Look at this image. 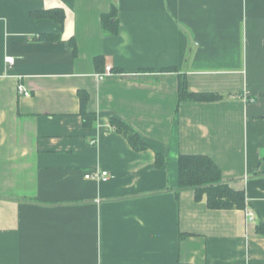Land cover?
Here are the masks:
<instances>
[{"label": "crops", "instance_id": "0c3cea01", "mask_svg": "<svg viewBox=\"0 0 264 264\" xmlns=\"http://www.w3.org/2000/svg\"><path fill=\"white\" fill-rule=\"evenodd\" d=\"M182 80L219 98L178 103ZM181 155L254 223L177 191ZM259 222L264 0H0V264H264Z\"/></svg>", "mask_w": 264, "mask_h": 264}, {"label": "trees", "instance_id": "16d2710c", "mask_svg": "<svg viewBox=\"0 0 264 264\" xmlns=\"http://www.w3.org/2000/svg\"><path fill=\"white\" fill-rule=\"evenodd\" d=\"M42 18L50 19L63 25L64 13L61 9L54 8L39 14ZM106 24V23H105ZM219 96L212 94H192L186 89L185 81L179 83V102H207L217 100ZM85 125H88L90 115L82 111ZM112 125L122 132L130 145L136 149H145L147 145L141 140L140 135L129 128L120 120L112 119ZM164 157L157 155V166L162 165ZM190 190L194 192L195 200H204L210 210L244 209L245 197L243 192L235 191L221 178L220 171L215 163L207 156L181 155L178 158V188L177 191ZM256 234L264 236V223L259 222L255 228Z\"/></svg>", "mask_w": 264, "mask_h": 264}, {"label": "built area", "instance_id": "2783aa9c", "mask_svg": "<svg viewBox=\"0 0 264 264\" xmlns=\"http://www.w3.org/2000/svg\"><path fill=\"white\" fill-rule=\"evenodd\" d=\"M6 62L8 64H12L13 58L7 57ZM109 74H110V71L108 69L103 75H99V79H102L105 76H108ZM19 91L22 92L24 95L28 96V93L23 91L22 88H20ZM108 178H109V174L106 171H99V170H96L94 173H92L90 175L88 174L85 176V179H91V180H94L96 182H105L108 180ZM244 216H245V220L247 223H254L255 216L249 208H246V207L244 208Z\"/></svg>", "mask_w": 264, "mask_h": 264}]
</instances>
